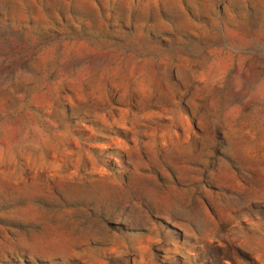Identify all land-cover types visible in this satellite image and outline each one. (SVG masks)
I'll return each mask as SVG.
<instances>
[{
	"label": "rangeland",
	"instance_id": "374dc122",
	"mask_svg": "<svg viewBox=\"0 0 264 264\" xmlns=\"http://www.w3.org/2000/svg\"><path fill=\"white\" fill-rule=\"evenodd\" d=\"M0 264H264V0H0Z\"/></svg>",
	"mask_w": 264,
	"mask_h": 264
}]
</instances>
